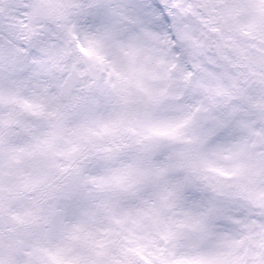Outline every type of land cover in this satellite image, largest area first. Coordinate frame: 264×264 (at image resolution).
I'll use <instances>...</instances> for the list:
<instances>
[{
  "label": "snow or ice",
  "instance_id": "6c2138e0",
  "mask_svg": "<svg viewBox=\"0 0 264 264\" xmlns=\"http://www.w3.org/2000/svg\"><path fill=\"white\" fill-rule=\"evenodd\" d=\"M0 264H264V0H0Z\"/></svg>",
  "mask_w": 264,
  "mask_h": 264
}]
</instances>
